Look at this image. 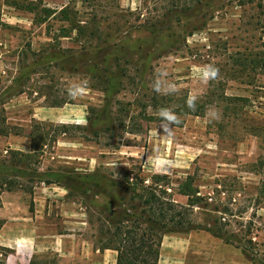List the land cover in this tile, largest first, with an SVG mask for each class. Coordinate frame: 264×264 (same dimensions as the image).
Segmentation results:
<instances>
[{
    "label": "rangeland",
    "instance_id": "1",
    "mask_svg": "<svg viewBox=\"0 0 264 264\" xmlns=\"http://www.w3.org/2000/svg\"><path fill=\"white\" fill-rule=\"evenodd\" d=\"M15 1L71 6L73 15L97 28L98 35L62 37L66 21L56 17L35 24L34 13L17 8ZM208 1L217 8L213 14L201 9L191 20H174L162 33L148 26L169 3ZM29 45L35 58L21 61L19 55ZM87 50L94 61L82 55ZM261 51L264 0H0V94L14 86L6 96L8 122L22 126L17 135L28 138L34 120L51 134L56 128L51 124L69 126L35 158L18 161L9 152L0 156V264H116V251L95 247L100 234L93 217L106 197L83 196L64 181L97 171H113L118 180L119 168L132 164L143 165L142 174L149 176L158 173L150 163L157 157L169 162L162 174L174 186L188 174L195 176L201 192L211 197L208 208L195 209V217L227 222L234 241L227 243L204 229L168 233L159 264H264V72L253 61L243 64L245 56L251 59ZM208 65L219 71L204 81L201 72ZM122 68L134 75L123 77ZM161 71L165 74L158 77ZM21 74L25 82L15 83ZM81 79L89 81L83 97L50 106L57 94L67 97L69 84ZM157 79L163 85L174 83L178 94L206 102L205 116H186L171 134L163 132L158 119L133 134L103 114L108 105L114 107L115 98L129 101L140 90L149 94ZM21 88L27 91L19 93ZM225 96L249 101L233 116L224 110L230 102ZM212 108L221 118L210 122ZM247 124L258 128L256 134ZM39 185L43 197L38 206Z\"/></svg>",
    "mask_w": 264,
    "mask_h": 264
},
{
    "label": "trees",
    "instance_id": "2",
    "mask_svg": "<svg viewBox=\"0 0 264 264\" xmlns=\"http://www.w3.org/2000/svg\"><path fill=\"white\" fill-rule=\"evenodd\" d=\"M198 2V1H197ZM17 8L26 9L34 13V23L44 24L50 23L51 19L59 17L60 20L66 21L67 25L60 27L62 37H70L73 32L78 36L91 35L97 36V28H91L88 22H82L73 15L71 6H65L61 9L52 8L43 4L29 2L21 4L14 2ZM164 11L159 13L155 21L148 26L154 32H163L164 29L170 28V23L174 20L182 22L183 19H193L195 12L201 9L207 13L213 14L217 9L212 2L196 3L185 2L184 4L172 2L167 6H162ZM206 13V14H207ZM205 14V15H206ZM7 25V24H5ZM49 31V24H48ZM91 51L87 50L82 53L88 59V54ZM35 58L36 52L31 45L19 55L21 61H29L31 56ZM93 60V59H92ZM250 60L254 64L260 66L264 72V51H261L257 56L246 57L244 65ZM94 61V60H93ZM133 74L128 68L121 69L123 77H132ZM20 76L14 80L15 83L25 82ZM25 76V75H24ZM31 88V86L27 87ZM14 89L13 85L7 86L0 94V135L9 136L11 134H21L22 126L12 125L8 122L6 103L9 93ZM107 90V89H106ZM26 88H21L19 93L26 92ZM188 93L178 94L173 93L165 95L150 90L148 93L140 92L129 101L120 98H115L114 107L111 109L102 110L103 114H110L107 119L122 130L128 133L139 134L144 132V123L151 120L159 119V110L168 108L173 110L184 121V118L189 115L205 116L208 106L204 101L196 100V109L190 110L186 105V100L189 98ZM227 102L224 106L226 113L237 116L240 110L244 108L249 101L246 96H225ZM48 99V96L46 97ZM72 102L69 96L63 97L58 94L50 102L52 107H60L66 103ZM225 102V101H224ZM109 104L111 102L109 101ZM232 105L234 107H232ZM53 129V134L50 131H44L42 122L34 120L32 130L29 133L31 139V152L9 149L8 152L14 159L23 161L25 159L35 158L37 153L43 150L42 147L48 144V141L56 142L59 133H67V125H57ZM109 126V125H108ZM107 126V127H108ZM51 127V129H52ZM222 124L221 128L225 129ZM252 129V134H256L258 128L247 124L246 128ZM112 131V128H107ZM247 131V130H246ZM138 168L137 172H134ZM122 177L115 179L113 171L108 174H101L99 171L96 174H76L68 176L64 181L67 189L76 190L83 196L90 195L97 197L103 195L106 197V203L101 207L98 216H94V220L98 222L99 237L95 242L96 249L100 251L114 250L117 252L116 264H158L161 256V246L164 236L168 233H187L195 229H204L212 235L223 239L227 243L234 244V241L229 236L225 227L227 222L220 221L200 222L195 217V209L208 208V200L211 198L201 192L196 184V178L192 174H188L178 186H174L172 178L167 174L152 173L149 176L142 174V166L120 167ZM264 193V185L261 190ZM177 196H183L186 201H180ZM1 204V198H0ZM225 213H229L230 209L224 207ZM226 219L225 217H223ZM93 220V221H94ZM239 246V245H238ZM242 247L243 251L246 247ZM248 257L249 256L248 254ZM250 259L254 260V257Z\"/></svg>",
    "mask_w": 264,
    "mask_h": 264
},
{
    "label": "clouds",
    "instance_id": "3",
    "mask_svg": "<svg viewBox=\"0 0 264 264\" xmlns=\"http://www.w3.org/2000/svg\"><path fill=\"white\" fill-rule=\"evenodd\" d=\"M218 69L213 65L206 66L201 72V79L204 81L215 79L218 75ZM165 73L163 71L159 72L157 75L163 76ZM89 87L88 79H81L79 81H74L67 87V95L72 99H77L83 97L86 94V90ZM153 90L157 93H162L165 95L173 94L177 91L174 83L162 84L160 79H157L153 83ZM196 96H190L186 100V105L190 110L196 109ZM209 121L219 120L221 118V113L218 109L212 108L208 113ZM159 119L161 121L160 128L163 132L171 134L172 127L181 123L179 116L171 109L162 108L159 110ZM150 163L156 168L157 172L162 174L166 171L170 164L168 161L160 159L159 157L150 161Z\"/></svg>",
    "mask_w": 264,
    "mask_h": 264
},
{
    "label": "crops",
    "instance_id": "4",
    "mask_svg": "<svg viewBox=\"0 0 264 264\" xmlns=\"http://www.w3.org/2000/svg\"><path fill=\"white\" fill-rule=\"evenodd\" d=\"M31 144H32L31 139L28 138L27 136L17 135V134H11L9 136L0 135V156H4V153H8L9 149L20 150L24 152H31L32 151ZM42 187L43 186L41 185L37 186L36 191H35V194H36L35 199H38V206L42 204V202L40 201V197L42 196V193L40 190L42 189ZM6 192H9V190H7ZM160 259H161V256H160Z\"/></svg>",
    "mask_w": 264,
    "mask_h": 264
}]
</instances>
